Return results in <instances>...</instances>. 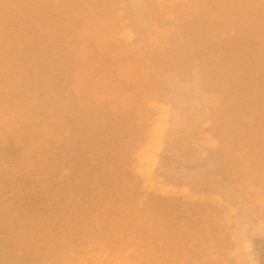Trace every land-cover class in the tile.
<instances>
[{
    "label": "rangeland",
    "instance_id": "obj_1",
    "mask_svg": "<svg viewBox=\"0 0 264 264\" xmlns=\"http://www.w3.org/2000/svg\"><path fill=\"white\" fill-rule=\"evenodd\" d=\"M259 257L264 0H0V264Z\"/></svg>",
    "mask_w": 264,
    "mask_h": 264
},
{
    "label": "trees",
    "instance_id": "obj_2",
    "mask_svg": "<svg viewBox=\"0 0 264 264\" xmlns=\"http://www.w3.org/2000/svg\"><path fill=\"white\" fill-rule=\"evenodd\" d=\"M259 262L260 264H263V259L261 257H259Z\"/></svg>",
    "mask_w": 264,
    "mask_h": 264
},
{
    "label": "bare ground",
    "instance_id": "obj_3",
    "mask_svg": "<svg viewBox=\"0 0 264 264\" xmlns=\"http://www.w3.org/2000/svg\"><path fill=\"white\" fill-rule=\"evenodd\" d=\"M250 248V247H249ZM252 258V257H251Z\"/></svg>",
    "mask_w": 264,
    "mask_h": 264
}]
</instances>
